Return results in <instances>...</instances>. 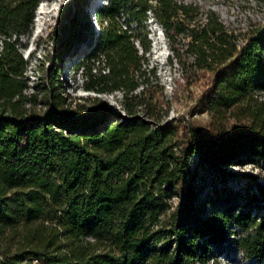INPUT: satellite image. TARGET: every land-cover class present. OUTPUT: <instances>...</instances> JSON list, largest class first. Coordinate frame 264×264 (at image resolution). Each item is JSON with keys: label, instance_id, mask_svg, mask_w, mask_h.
<instances>
[{"label": "trees", "instance_id": "1", "mask_svg": "<svg viewBox=\"0 0 264 264\" xmlns=\"http://www.w3.org/2000/svg\"><path fill=\"white\" fill-rule=\"evenodd\" d=\"M36 3L0 0V264H220L226 241L264 264V181L250 191L251 184L217 185L205 174L257 157L264 165V99L257 94L264 23L238 44L212 9L197 25L178 17L197 4L105 0L93 8L96 29L83 13L91 0H64L52 61L38 81L48 106L36 110L25 105L28 57L20 48ZM148 11L173 53L181 54L174 41L183 32L193 63L211 70L199 95L207 128L161 118L165 109L150 91L157 75L143 54ZM78 40L87 57L103 52L97 71L84 66L81 85L121 89L125 112L99 96L88 106L67 105L57 75Z\"/></svg>", "mask_w": 264, "mask_h": 264}, {"label": "rangeland", "instance_id": "2", "mask_svg": "<svg viewBox=\"0 0 264 264\" xmlns=\"http://www.w3.org/2000/svg\"><path fill=\"white\" fill-rule=\"evenodd\" d=\"M64 0H37L33 8L32 23H40L38 33L34 36L23 35L25 41L20 48L22 55L28 57L24 77L29 86L26 93L29 98L25 105L36 110H44L47 103L44 101V91L40 88L39 80L48 64L52 61L53 43L52 34L58 15L59 6ZM100 1L91 0L92 3L83 6V13L91 16V26L99 29V21L93 14V8ZM184 3L197 4L198 9L191 11L190 16H183L179 13L178 17L189 25H197L206 20L205 11L214 10L219 19L223 22L227 31L236 34V42L242 43L247 35L255 26L264 23V0H178ZM43 12V13H41ZM37 17V20L35 18ZM124 14L121 20H124ZM156 21V22H155ZM87 26L90 22L87 20ZM148 28L147 37L150 46L143 54L147 57L150 65L154 66L157 80L153 78L150 87L153 97H157L162 102L161 118L173 117L181 122L193 121L201 127L207 128L209 114L199 101V95L203 88L208 84L212 75L211 70L197 67L193 63V54L186 51V41L189 35L180 32L176 35V41L180 47V56L173 53L169 46L170 41L164 32L163 26L148 11L145 19ZM134 24V23H133ZM30 34V33H29ZM77 49L65 54L61 59V67L58 77L57 89L66 97L67 105L77 108L81 104L86 106L92 103L91 96H99L107 104L112 105L116 110L125 112L120 101L116 96L121 95V89L97 90L94 87L87 88L81 85L82 70L86 64L91 71H97L103 66L102 51H97V55L87 57L86 44L83 40L76 42ZM137 46H140L135 39ZM141 49V48H140ZM139 49V50H140ZM171 59V61L169 60ZM55 61L60 62V58ZM139 84L135 90H141ZM148 91V90H146ZM260 98L264 99V88L257 92ZM34 98V99H33ZM254 161L243 163L222 164L219 167H210L206 172L208 182L216 181L217 185L226 182L229 186L244 188L251 184L250 191H254L253 186L257 181H264V165L260 157ZM225 170V172L223 171ZM250 174L249 176H246ZM172 203H174V198ZM232 242L226 241L225 252L220 253V264H252V258L245 256L243 251L232 247Z\"/></svg>", "mask_w": 264, "mask_h": 264}, {"label": "bare ground", "instance_id": "3", "mask_svg": "<svg viewBox=\"0 0 264 264\" xmlns=\"http://www.w3.org/2000/svg\"><path fill=\"white\" fill-rule=\"evenodd\" d=\"M41 13H43V12H41ZM35 20H37V17L35 18ZM38 26H40V23H38V22L35 23V24L33 25L32 29H31L29 35L34 36L35 34H37V33H38Z\"/></svg>", "mask_w": 264, "mask_h": 264}, {"label": "built area", "instance_id": "4", "mask_svg": "<svg viewBox=\"0 0 264 264\" xmlns=\"http://www.w3.org/2000/svg\"><path fill=\"white\" fill-rule=\"evenodd\" d=\"M156 22V21H155ZM244 254V253H243ZM220 256H222L221 254H219ZM218 255V260H219V263H220V256ZM33 261H35V262H37V261H39V259L38 258H36V257H34L33 258ZM213 261V259L212 258H210V262H212ZM39 262H41L42 264H52V263H50V262H45V261H39Z\"/></svg>", "mask_w": 264, "mask_h": 264}]
</instances>
